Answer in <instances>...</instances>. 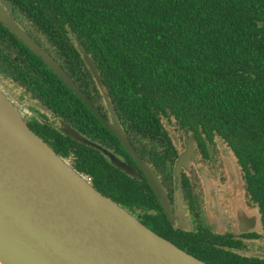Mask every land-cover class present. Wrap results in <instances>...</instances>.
<instances>
[{
    "label": "trees",
    "instance_id": "1",
    "mask_svg": "<svg viewBox=\"0 0 264 264\" xmlns=\"http://www.w3.org/2000/svg\"><path fill=\"white\" fill-rule=\"evenodd\" d=\"M1 1L49 46L57 45L61 65L76 81L83 73V58L75 47L79 41L114 112L128 123L174 120L216 130L229 143L240 132L246 147L251 143L245 137L253 134L264 145V0ZM0 73L12 76L60 119L85 123L86 133L87 123L105 128L1 22ZM82 76L95 81L89 70ZM58 141L51 144L57 154L65 158L71 152L78 172L90 177L102 194L121 200L123 171L94 147L66 135Z\"/></svg>",
    "mask_w": 264,
    "mask_h": 264
},
{
    "label": "flooded vegetation",
    "instance_id": "2",
    "mask_svg": "<svg viewBox=\"0 0 264 264\" xmlns=\"http://www.w3.org/2000/svg\"><path fill=\"white\" fill-rule=\"evenodd\" d=\"M11 14L62 64L61 50L57 45L49 46L45 37L29 23L15 13ZM75 47L79 50L77 41ZM11 50L13 56H17L16 47L12 46ZM66 61L73 67L71 61ZM79 67L86 74L88 69L84 60ZM83 73L77 81L72 78L80 88H87L89 95L85 94L94 107L104 118L111 120L112 114L95 78L92 76L93 81L89 76H82ZM3 78L27 96L20 94L18 100L25 102L23 107L29 127L50 146L57 144L61 135H65L60 130L58 115L40 109L39 102L33 100L29 91L12 76ZM116 116L118 123L111 124L121 127L147 170L156 176L165 193L167 206L160 201L145 169L103 123L104 129L87 123L86 133L82 128L85 123L75 119L69 123L73 128L112 152L132 170V174L121 170L124 173L121 176L123 195L116 202L145 226L209 264H264L262 142L252 134L245 137L251 143L246 147L241 142L240 132H234L233 142L229 143L216 130L195 129L186 123H174V120L171 123H128L122 114ZM43 124L48 129L43 128ZM65 158L73 164L71 152ZM107 161L111 163L109 158Z\"/></svg>",
    "mask_w": 264,
    "mask_h": 264
},
{
    "label": "water",
    "instance_id": "3",
    "mask_svg": "<svg viewBox=\"0 0 264 264\" xmlns=\"http://www.w3.org/2000/svg\"><path fill=\"white\" fill-rule=\"evenodd\" d=\"M0 22L113 133L145 169L166 207L167 199L156 176L147 170L121 127L111 124L118 123L112 100L83 45L77 41L84 64L112 114L111 120L98 112L64 67L17 23L1 2ZM24 104L0 84V264H209L160 236L98 191L90 177L78 172L29 127ZM59 121L63 134L100 150L114 166L132 174L131 168L112 152L67 121Z\"/></svg>",
    "mask_w": 264,
    "mask_h": 264
},
{
    "label": "rangeland",
    "instance_id": "4",
    "mask_svg": "<svg viewBox=\"0 0 264 264\" xmlns=\"http://www.w3.org/2000/svg\"><path fill=\"white\" fill-rule=\"evenodd\" d=\"M0 84H2V86L4 88H6V90L9 91L13 95V97L15 98V100H18V97H19L20 94L22 96H26V95H24L22 93V90L21 89H19L17 86H14L13 84H11V82L9 80L4 79L2 76L0 77Z\"/></svg>",
    "mask_w": 264,
    "mask_h": 264
},
{
    "label": "built area",
    "instance_id": "5",
    "mask_svg": "<svg viewBox=\"0 0 264 264\" xmlns=\"http://www.w3.org/2000/svg\"><path fill=\"white\" fill-rule=\"evenodd\" d=\"M91 180V179H90Z\"/></svg>",
    "mask_w": 264,
    "mask_h": 264
}]
</instances>
